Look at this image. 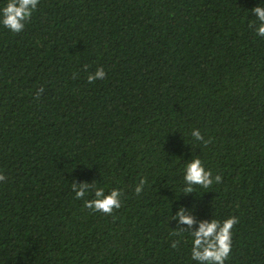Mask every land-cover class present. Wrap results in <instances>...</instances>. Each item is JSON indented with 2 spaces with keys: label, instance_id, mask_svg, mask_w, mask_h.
Segmentation results:
<instances>
[{
  "label": "trees",
  "instance_id": "obj_1",
  "mask_svg": "<svg viewBox=\"0 0 264 264\" xmlns=\"http://www.w3.org/2000/svg\"><path fill=\"white\" fill-rule=\"evenodd\" d=\"M258 5L40 0L22 32L0 24V264H198L192 237L172 235L181 205L237 216L225 264H264ZM196 156L222 181L184 195ZM75 181L122 190V207L86 209L94 192L76 199Z\"/></svg>",
  "mask_w": 264,
  "mask_h": 264
},
{
  "label": "clouds",
  "instance_id": "obj_2",
  "mask_svg": "<svg viewBox=\"0 0 264 264\" xmlns=\"http://www.w3.org/2000/svg\"><path fill=\"white\" fill-rule=\"evenodd\" d=\"M39 2L40 0H8L6 6L0 9V24L13 33L22 32L26 22L32 18ZM251 12L256 16L259 23L254 21L249 24V27H254L256 34L259 37H264V6L258 5ZM88 67V65H84V70H87ZM105 76L106 72L101 67L94 74L90 73L87 79L90 83H94L96 80H103ZM75 78L76 74L74 73L73 79ZM43 91V88L38 90L37 99ZM191 135L195 140L201 141L205 147L212 142L211 138L206 140L199 129H193ZM184 173V195L194 193V186L207 189L214 183L219 184L222 181L221 175L213 177L212 171L205 167L204 161L199 156L188 160L184 166ZM5 179L6 177L0 174V181ZM147 183V177L142 178L135 187V193L141 194ZM72 190L75 192L76 199H83L89 192H94L93 199L84 201V207L93 212H101L107 216L112 215L114 210L122 207L124 193L118 188H113L106 194L103 187L95 185V181L91 183L75 181L72 184ZM172 220L178 222L172 232L173 236L183 239L184 235L188 234L192 237L191 259L193 261H197L198 264H225L232 250V230L239 223L237 216H231L223 221L214 217L211 220H199L192 210L181 205L179 211L174 216L172 215ZM180 242V240H174L172 247L178 248Z\"/></svg>",
  "mask_w": 264,
  "mask_h": 264
}]
</instances>
